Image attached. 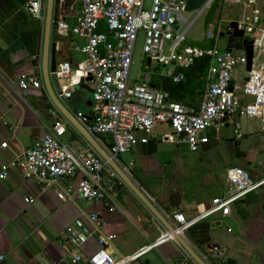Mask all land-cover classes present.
Instances as JSON below:
<instances>
[{"label":"crops","instance_id":"crops-1","mask_svg":"<svg viewBox=\"0 0 264 264\" xmlns=\"http://www.w3.org/2000/svg\"><path fill=\"white\" fill-rule=\"evenodd\" d=\"M28 1L0 0V170L2 164L21 158L40 142L55 122L65 120L45 86L24 89L19 84L22 73L43 76L45 18L32 16L27 10ZM77 11L75 0H59V15L73 19ZM52 41L57 43L58 65L69 61L73 66L69 78L54 76L61 98L76 116L79 112L92 116L93 95L79 87L84 56L75 50V44L82 39L70 34L60 36L53 26ZM254 66L264 72L262 44L256 47ZM244 79L245 76L238 83L234 77L233 85L241 86ZM64 90L72 93L70 99L63 95ZM237 93L244 102L250 99L240 90ZM223 125L220 139L210 140L192 152L186 143L175 142L183 139L182 135L176 134L168 123H161L145 149L139 143L123 159L131 164L133 180L148 189L156 206L193 218L210 208L214 197L227 192L230 167H244L256 180L264 177V135L259 132L264 131L263 118L227 117ZM232 137L243 139L248 159L236 156L229 140ZM64 139L76 150L86 146L81 134L70 125ZM5 142L7 146H3ZM249 160L253 162L251 167ZM77 180L78 176L67 178L61 185ZM59 190V186L25 178L16 167L11 168L6 179H0V252L6 256L2 264H76V254L86 258L101 247L100 236L107 238L106 247L112 255L121 258L162 234L161 225L128 187L117 188L120 209L116 210L101 200L89 201L79 196L63 201ZM92 213L99 214V225L91 220ZM77 219L95 230L78 248L65 243V230ZM186 234V239L200 251L209 252L218 245L219 249L213 250H227V257L238 264H264V185L234 202L229 215L212 214L190 227ZM129 264L192 262L178 242L165 241Z\"/></svg>","mask_w":264,"mask_h":264},{"label":"built area","instance_id":"built-area-1","mask_svg":"<svg viewBox=\"0 0 264 264\" xmlns=\"http://www.w3.org/2000/svg\"><path fill=\"white\" fill-rule=\"evenodd\" d=\"M186 1L150 0L148 4L147 0H75L78 11L73 19L58 13L54 20V30L58 35L70 34L82 39L75 44V50L84 56L79 72L81 77L92 76V119L88 120L83 112L77 116L130 176L133 175L131 164L123 159L124 154L139 143L147 144L154 136L155 127L161 123H168L176 134L183 136L180 141L172 138L173 141L178 144L184 142L192 152H196L210 141L207 127L215 125L219 128L227 117L247 115L264 120V72L255 66L251 72L247 71V57L243 51L220 49L212 44L208 81L199 106L171 100L167 90L152 85L158 67L162 68L161 73L179 82L185 76L174 73L175 68L188 67L198 57L199 49L191 47V52L184 49L183 46L187 45L184 41L194 22L203 15L206 17L214 0H205L190 12L193 14L191 20L185 16ZM244 1L250 12L238 18V27L245 30L246 37L254 35L256 47L264 45V27L257 25L258 6L263 0ZM27 10L36 18H45L46 0H29ZM186 23L188 25L184 28ZM140 34L144 36L142 60L147 64L139 79L132 81L130 73ZM205 36L211 41L213 32L207 29ZM239 66L246 70L244 76L250 79H244L241 86H234L233 75ZM72 71L71 62L65 61L57 66L54 76L66 79ZM19 84L24 89L30 86L41 88L44 87L43 76L22 73ZM237 90L250 99L244 102ZM63 95L69 97L71 92L64 90ZM67 125L78 131L66 118L55 122L43 139L27 149L21 158L2 164L0 179H6L11 168L16 167L25 178H34L47 186H59L58 196L63 201L79 196L89 201L101 200L111 210L120 209L117 188L128 187L125 181L85 138L84 149L72 148L64 139ZM107 137L113 140L112 145L106 142ZM3 146H7V142ZM76 176L78 180L75 183L61 185L64 179ZM227 180V192L214 197L212 206L193 218H187L181 212L165 213L176 232L185 235L190 227L217 212L229 215L234 202L264 185V177L256 180L241 166L230 167ZM153 217L163 231L151 244L128 256L116 258L106 247L107 238L100 236L101 247L86 258L76 254L74 262L129 264L165 241L177 242L175 233L168 231L154 214ZM90 218L100 224L98 213H92ZM94 231L77 219L66 228L65 243L78 248ZM200 253L209 260L217 257L220 251ZM187 256L192 264H197ZM5 258V254L0 252V264Z\"/></svg>","mask_w":264,"mask_h":264},{"label":"water","instance_id":"water-1","mask_svg":"<svg viewBox=\"0 0 264 264\" xmlns=\"http://www.w3.org/2000/svg\"><path fill=\"white\" fill-rule=\"evenodd\" d=\"M205 0H187L186 1V11L192 12L195 9L199 8ZM221 0H214L209 12L205 18V26L213 23L216 19L218 12L219 4ZM59 13V0H46V16H45V34H44V51L42 56V72H43V81L44 86L47 89V92L50 96V99L54 103L55 107L58 108L59 112L63 115L64 118L68 119L72 125L78 130V132L85 138L103 157L108 163L115 169V171L121 176L125 181L128 188H130L134 194L141 200V202L148 208V210L154 214L167 228L168 231L175 233V238L177 242L182 246L186 253L197 263V264H238V261L227 257V250L220 252L217 257H210L209 260H206L200 253V250L197 246L191 244L187 239L186 235H182L176 232L173 224L166 218L165 213L169 212L165 209L164 212L156 206V204L151 200L152 195L149 193L146 187L136 184L132 176L125 173L120 166L115 162V160L109 155L104 146L88 131L86 126L77 118L73 109L66 105L63 98L60 96V88L57 87L56 81L54 79V73L58 66L57 60V43L52 41V31L54 26V20ZM238 19L232 20L229 23V27L225 31L219 33L220 37H227L226 49L229 51H243L247 57V71L251 72L255 64L256 56V40L254 38H247L246 32L243 29L238 27ZM207 30V29H206ZM185 44L190 47H195L199 49L198 57L202 54V51H210L212 43L204 36L202 39H194L190 37L185 38ZM150 61V60H149ZM249 76L245 77V80L248 81ZM92 76L83 77L79 83L81 90L93 94L94 88L90 84ZM71 96L67 97L70 99ZM85 117L88 120L92 119V116L85 114ZM224 125L217 128L215 125L207 127L206 133L210 140L220 139V130ZM261 135H264V131H259ZM228 139H225V142ZM230 142L234 144L236 156L238 158L248 159L249 151L244 149L243 139L237 137H232L229 139ZM146 148V144H143V149ZM248 165L251 167L253 165L252 161H248ZM188 232V231H187ZM213 249H219V246L212 247ZM76 264H84L83 261H79Z\"/></svg>","mask_w":264,"mask_h":264},{"label":"rangeland","instance_id":"rangeland-1","mask_svg":"<svg viewBox=\"0 0 264 264\" xmlns=\"http://www.w3.org/2000/svg\"><path fill=\"white\" fill-rule=\"evenodd\" d=\"M225 1V2H224ZM241 0H221L218 8V12L216 15V19L213 23L208 24V26H205V15L201 16L198 18L194 24L191 26L187 33V37L194 38V39H202L205 36L206 29H209L213 32V37L211 38L212 44H216L220 49H225L226 48V43H227V37H220L219 33L221 31H225L228 29L229 23L232 20L238 19L240 15L244 14H249L250 8L246 11H244L241 7ZM148 4L150 3V0H147ZM258 11H259V18L257 20V25H260L264 27V0L263 3H260L258 6ZM241 15V16H242ZM185 16L191 20L193 18V14L190 12H185ZM254 24V20L252 21ZM187 23L183 24V27H187ZM254 35L248 34L247 38H253ZM143 41H144V36L143 34H140L139 40L136 45L135 49V54H134V59H133V65L131 68V79L132 81H135L139 79L140 74L142 71L145 70V65L147 64L146 60H142L143 56ZM184 49H187L188 51H192L193 49L185 45L183 46ZM246 74L245 69L243 67L238 68V72L234 73L235 79H237L235 82L241 83L243 80L244 75ZM223 128V127H222ZM220 130V135L224 134V131Z\"/></svg>","mask_w":264,"mask_h":264},{"label":"trees","instance_id":"trees-1","mask_svg":"<svg viewBox=\"0 0 264 264\" xmlns=\"http://www.w3.org/2000/svg\"><path fill=\"white\" fill-rule=\"evenodd\" d=\"M212 60L211 51H204L195 62L188 67L178 66L174 73H183L185 78L175 82L173 78L161 73L157 68L152 78V85L165 89L170 93V99L185 104L199 106L208 81V70ZM107 143L112 145L113 140L107 137Z\"/></svg>","mask_w":264,"mask_h":264},{"label":"flooded vegetation","instance_id":"flooded-vegetation-1","mask_svg":"<svg viewBox=\"0 0 264 264\" xmlns=\"http://www.w3.org/2000/svg\"><path fill=\"white\" fill-rule=\"evenodd\" d=\"M224 2H225V1H224ZM240 3H241L240 5H241V7H242V9H243L244 11H246V8H247V10H248V7L246 6L244 0H241ZM242 14H243V13H242ZM242 14H241V15H242ZM241 15H240V17H242ZM240 17H239V18H240Z\"/></svg>","mask_w":264,"mask_h":264}]
</instances>
